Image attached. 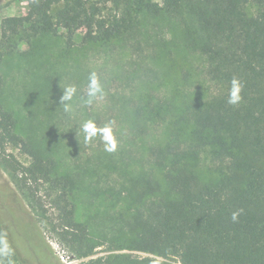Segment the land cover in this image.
Segmentation results:
<instances>
[{
	"label": "trees",
	"instance_id": "obj_1",
	"mask_svg": "<svg viewBox=\"0 0 264 264\" xmlns=\"http://www.w3.org/2000/svg\"><path fill=\"white\" fill-rule=\"evenodd\" d=\"M114 1L118 10L108 12L90 0H28L26 14L5 18L0 26L1 65L21 44L31 46L44 36L63 37L67 49L77 36L84 45L106 46L128 33L139 14L180 17L186 42L204 62V73L216 89L209 98L195 96L176 114L167 100L150 95L142 100V109H135L136 119L165 130L164 141L144 159L158 169L162 181H144L135 196V184L124 188L132 202L128 217L115 219L114 236L130 235L111 249L154 258L112 254L87 264H264V0ZM233 77L242 85L236 105L227 103ZM3 86L0 73V92ZM148 129L132 130L144 135ZM42 145L0 102V166L19 193L0 184V206L11 217L12 203L15 208L19 204L24 219L31 221L23 198L39 209L43 192L57 214L54 230L60 240L78 257H91L103 237L78 211L92 172L70 167L58 146L51 151ZM9 149L19 150L28 162ZM119 153L129 160L125 149ZM105 169L97 172L99 184L123 170L113 160ZM8 196L9 203L4 200ZM236 211L240 215L233 222ZM25 242L24 235L17 238L10 227L0 225V264H32L29 254L22 253Z\"/></svg>",
	"mask_w": 264,
	"mask_h": 264
},
{
	"label": "rangeland",
	"instance_id": "obj_2",
	"mask_svg": "<svg viewBox=\"0 0 264 264\" xmlns=\"http://www.w3.org/2000/svg\"><path fill=\"white\" fill-rule=\"evenodd\" d=\"M114 2L90 0V3H100L108 12L118 10ZM27 5L28 0H0V26L5 18L26 14ZM184 25L180 17H152L142 13L128 33L106 46L84 45L77 36L74 46L67 49L63 37L44 36L33 40L31 46L21 44L19 52L0 65L4 79L0 102L14 114L21 128L51 151L58 146L70 167L77 165L92 172L91 176H86L85 190L80 196L83 203L78 212L80 218H88L103 237V245L91 257L80 258L54 230L57 214L43 192L38 195L41 198L39 209L23 198V204L32 214L31 221L24 219L19 204L15 208L12 203L11 217L1 205L0 225L10 227L17 238L26 237L22 253L29 254L32 264H53V261L65 264L63 256L73 264H87L92 258L112 254L154 258L145 252L111 248L123 245L130 235L124 232L120 238L114 236L115 219L128 217L132 202L124 188L135 184L132 192L135 196L141 192L144 181H162L158 169L145 164L144 159L150 148L164 141L165 130L161 124H146L143 119H136L135 109H142V100L150 95L153 100H167L172 113L176 114L195 96L206 99L216 91L204 73V62L186 42ZM93 72L102 86L103 95L88 104L89 76ZM68 87H74L76 93L69 102L70 111L66 112L60 100L63 89ZM87 120L94 121L98 127L111 125L118 142L117 151L106 152L99 137L85 143L83 133L77 135V130ZM143 125L149 128L143 131L144 135L132 130ZM122 149L128 152L129 160L120 155ZM8 151L23 163L28 162L19 150ZM111 160L123 168L122 173L112 174L97 183V172H105L106 163ZM199 167L205 174V166ZM0 184L15 190L10 175L1 166ZM11 198L8 196L4 200L9 203ZM21 240L16 244H21ZM164 261L180 264L176 260Z\"/></svg>",
	"mask_w": 264,
	"mask_h": 264
},
{
	"label": "clouds",
	"instance_id": "obj_3",
	"mask_svg": "<svg viewBox=\"0 0 264 264\" xmlns=\"http://www.w3.org/2000/svg\"><path fill=\"white\" fill-rule=\"evenodd\" d=\"M231 87L228 93L227 103L231 105L238 104L242 97L240 95L242 85L238 78L233 77L231 82ZM64 90V94L61 97L60 103L64 105V110L70 111V101L76 93V89L74 87H68ZM88 100L87 103L91 104L95 99L102 98L103 90L102 86L97 78L96 73H91L89 76L88 83ZM79 133H83L85 143H90L94 138L99 137L104 143V150L109 153H113L117 151L118 142L113 133V128L111 125H105L103 127H98L96 123L92 120L85 121L80 128L77 130V135ZM240 215V211H236L232 213L231 219L233 222L238 220Z\"/></svg>",
	"mask_w": 264,
	"mask_h": 264
},
{
	"label": "built area",
	"instance_id": "obj_4",
	"mask_svg": "<svg viewBox=\"0 0 264 264\" xmlns=\"http://www.w3.org/2000/svg\"><path fill=\"white\" fill-rule=\"evenodd\" d=\"M62 260L64 261L65 264H73L74 262H70L68 259L66 260V258L63 256Z\"/></svg>",
	"mask_w": 264,
	"mask_h": 264
}]
</instances>
